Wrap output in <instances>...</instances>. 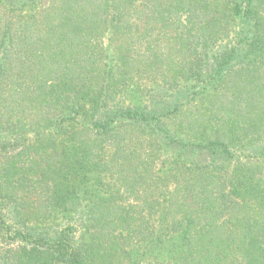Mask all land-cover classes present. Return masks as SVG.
I'll list each match as a JSON object with an SVG mask.
<instances>
[{"label": "trees", "instance_id": "trees-1", "mask_svg": "<svg viewBox=\"0 0 264 264\" xmlns=\"http://www.w3.org/2000/svg\"><path fill=\"white\" fill-rule=\"evenodd\" d=\"M0 264H264V0H0Z\"/></svg>", "mask_w": 264, "mask_h": 264}, {"label": "rangeland", "instance_id": "rangeland-1", "mask_svg": "<svg viewBox=\"0 0 264 264\" xmlns=\"http://www.w3.org/2000/svg\"><path fill=\"white\" fill-rule=\"evenodd\" d=\"M221 87V86H220ZM226 115V114H225ZM238 116H241L242 117V115L240 114V113H238L236 116H235V118H237ZM219 120L221 121V122H223V117H219ZM255 136H257V134L255 135ZM263 137V136H262ZM238 148H239V146H238ZM241 150H243L245 153H249V151L247 150V149H245V148H240ZM145 150H147V148H145ZM235 151V150H234ZM240 151V150H239ZM198 157H200V158H198L199 160H201V161H210L209 160V155H207V154H201V155H199ZM193 158L192 157H189V158H184V160L186 161V166H190L189 165V161H191ZM219 160V159H218ZM158 163L156 162V164H153V167H157L156 165H157ZM217 167H219V166H217ZM225 167H233V162H231L229 165H226Z\"/></svg>", "mask_w": 264, "mask_h": 264}]
</instances>
